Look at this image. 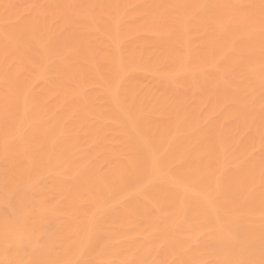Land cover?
<instances>
[{
  "label": "bare ground",
  "instance_id": "bare-ground-1",
  "mask_svg": "<svg viewBox=\"0 0 264 264\" xmlns=\"http://www.w3.org/2000/svg\"><path fill=\"white\" fill-rule=\"evenodd\" d=\"M0 264H264V0H0Z\"/></svg>",
  "mask_w": 264,
  "mask_h": 264
}]
</instances>
